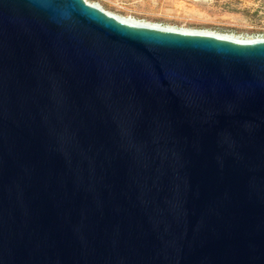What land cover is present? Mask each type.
<instances>
[{
    "label": "water",
    "instance_id": "water-1",
    "mask_svg": "<svg viewBox=\"0 0 264 264\" xmlns=\"http://www.w3.org/2000/svg\"><path fill=\"white\" fill-rule=\"evenodd\" d=\"M0 264H264V39L0 0Z\"/></svg>",
    "mask_w": 264,
    "mask_h": 264
},
{
    "label": "rangeland",
    "instance_id": "rangeland-1",
    "mask_svg": "<svg viewBox=\"0 0 264 264\" xmlns=\"http://www.w3.org/2000/svg\"><path fill=\"white\" fill-rule=\"evenodd\" d=\"M130 23L264 39V0H85Z\"/></svg>",
    "mask_w": 264,
    "mask_h": 264
},
{
    "label": "bare ground",
    "instance_id": "bare-ground-1",
    "mask_svg": "<svg viewBox=\"0 0 264 264\" xmlns=\"http://www.w3.org/2000/svg\"><path fill=\"white\" fill-rule=\"evenodd\" d=\"M104 11V10H103ZM104 12H106V11H104ZM106 13H108V14H110L109 12H106ZM112 15V14H111ZM114 16V15H113ZM116 17V16H115ZM118 18V17H117ZM122 20V19H121ZM124 21V20H123ZM127 22V21H126ZM130 23V22H129ZM170 29H172V28H170ZM182 31H189V30H182ZM199 32H204V31H199ZM204 33H209V32H204ZM209 34H213V33H209ZM216 35H218V36H221V37H229V36H227V35H221V34H216Z\"/></svg>",
    "mask_w": 264,
    "mask_h": 264
}]
</instances>
